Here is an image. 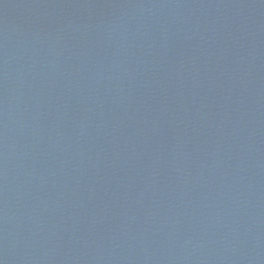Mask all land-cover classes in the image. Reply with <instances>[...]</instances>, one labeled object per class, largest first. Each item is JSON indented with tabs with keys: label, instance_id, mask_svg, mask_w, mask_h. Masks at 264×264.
Wrapping results in <instances>:
<instances>
[{
	"label": "water",
	"instance_id": "1",
	"mask_svg": "<svg viewBox=\"0 0 264 264\" xmlns=\"http://www.w3.org/2000/svg\"><path fill=\"white\" fill-rule=\"evenodd\" d=\"M213 264H264V209Z\"/></svg>",
	"mask_w": 264,
	"mask_h": 264
}]
</instances>
